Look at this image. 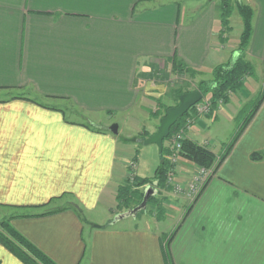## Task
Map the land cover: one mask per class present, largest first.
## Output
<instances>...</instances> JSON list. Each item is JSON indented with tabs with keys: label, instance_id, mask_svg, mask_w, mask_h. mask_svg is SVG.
<instances>
[{
	"label": "crops",
	"instance_id": "obj_1",
	"mask_svg": "<svg viewBox=\"0 0 264 264\" xmlns=\"http://www.w3.org/2000/svg\"><path fill=\"white\" fill-rule=\"evenodd\" d=\"M184 1L0 0V207L57 264H264V156L252 157L264 153V99L188 212L173 221L155 212L113 220L130 161L150 178L142 153L161 155L136 139L156 132L159 101L176 105L173 76L210 79L239 56L238 10L222 36L220 0ZM241 2L254 9L244 56L260 81L264 0ZM251 78L200 117L189 138L220 153L238 115L264 92ZM143 117L148 124L126 134L130 119ZM222 119L231 126L224 138ZM114 123L117 135L104 128ZM195 167L182 159L176 180L185 183ZM101 207L105 220L92 216ZM0 264L24 263L0 243Z\"/></svg>",
	"mask_w": 264,
	"mask_h": 264
},
{
	"label": "trees",
	"instance_id": "obj_2",
	"mask_svg": "<svg viewBox=\"0 0 264 264\" xmlns=\"http://www.w3.org/2000/svg\"><path fill=\"white\" fill-rule=\"evenodd\" d=\"M234 9L238 10L244 23V29L239 40V56L233 62L217 66L213 70L212 77L210 79H203L198 83L197 90H200L203 93V99H209L212 105V112L219 107L220 101L227 103L231 97V93H235L243 88L246 85L247 78L255 76L253 64L247 61L244 56L252 38L254 9L250 5L241 2V0H220V17L222 24L221 34L223 36L225 32L230 30V17ZM190 72L191 74L195 73L194 71ZM184 92L187 91L183 90L178 92L176 105L179 103L180 96ZM263 93L264 92L262 91L258 99L255 100L256 104L251 111L247 115H244L245 118L241 121V124H239L240 122L238 120V125L240 126L237 127L233 139L222 146V149L224 150L223 153L219 155L220 159L217 160L218 162L216 161L217 157H215V153L213 151L190 138L185 139L183 142L181 158L187 160L190 165L193 164L201 167H212V165L216 164V169H218L242 131L255 115L259 105L264 99ZM158 103L159 109L155 111V114L161 120L170 106L164 105L161 101ZM190 112L191 110L180 118L171 128L170 136L164 141V149L160 155L161 162L156 169L154 176L150 178H142L136 175L135 181L132 184L128 183L126 179L125 183L118 189L117 199L120 202H123L128 207L130 206V203H132V200L133 202H138L139 204L143 198L144 189L140 190L138 188H144L146 185H156L158 187L165 188L168 187V175L173 168V163L168 158V155L170 154L168 141L170 140L171 135L184 125L187 117L190 115ZM149 136L150 134L142 132L140 137L136 140L138 142L139 139L144 140ZM263 156L264 153H255L252 155L255 159H260ZM151 201L157 202L156 197H152L150 199V202ZM48 213L49 212H44L41 213V215ZM15 216H10L6 220H2L0 222V243L17 256L24 264H57L52 258L46 255L34 243L12 226L10 220Z\"/></svg>",
	"mask_w": 264,
	"mask_h": 264
},
{
	"label": "rangeland",
	"instance_id": "obj_3",
	"mask_svg": "<svg viewBox=\"0 0 264 264\" xmlns=\"http://www.w3.org/2000/svg\"><path fill=\"white\" fill-rule=\"evenodd\" d=\"M190 1L189 0H185L184 2H182V4L187 5L188 3H191ZM206 1H208V0H206ZM192 4H194V3H192ZM233 25H234V29L235 30H238V26L239 25H238V23H236V20L233 21ZM256 70L259 72L260 76H262L261 75L262 74L261 63H257ZM210 74H212V72H210ZM173 77H174L173 86L175 88H179V91H183V90L184 91H194V90H197L198 83L204 78V77L202 78V77L196 75V73L188 74L187 76L179 75V76H173ZM167 80H168V77L165 79V81H167ZM250 82L253 83V84H257V86L260 85L262 87L263 84H264V78L263 79L261 78L260 81H259L257 76H253L250 79ZM167 84H169V83H167ZM233 94H234V92L231 93L232 96H233ZM175 95H176V99H174L173 103L175 102V104H176L178 92ZM175 95L173 94V96H175ZM203 100L209 101V99H207V98H204ZM255 102L256 101H254L252 104H250V106L246 107L245 110H243V115L242 114L241 115H238L237 120H239V122H240L239 124H241V121L245 118L244 115H247L251 111V109L255 106V104H256ZM144 115L146 116V114H144ZM147 116H150L151 119H153V114H151L150 111L147 114ZM119 119L122 121V117H119ZM147 119H149V117L148 118H146V117L138 118V120H139L138 121V124L132 122V120L130 119V123H129L128 127L126 128V131H125L126 134H128L130 136H132V134L133 135H136L137 134V129H138L139 126H142L143 127L144 124L145 125L148 124V122L150 120H147ZM140 123H141V125H140ZM229 123H230V121H228L226 119H222L221 120V123L218 124V129H216V131H217L218 135L221 138H224L225 136H228V134L230 133V127L231 126L228 127V124ZM159 125H160V122L158 123V126ZM158 126H156V128L154 129L155 131H157ZM238 126H240V125H238ZM213 127L215 128V125ZM142 132H145V131H142ZM139 137L140 136H138V138ZM194 141H196L197 143H199V144L202 145V144H204V142L206 140H203V139L202 140L201 139H197L196 140V139H194ZM151 145H152V147L154 149L157 148L155 145H153V144H151ZM207 145H204V146L205 147H208L211 150L212 147L210 146L209 142H208ZM140 147H142V149H145V146H142L141 144H140ZM223 150L224 149H222V151L220 153L219 152L216 153L213 150H211V151H213L215 153V157H217L216 161L220 159L219 158V155L223 153ZM136 153H137V151H136ZM140 153H142V152L140 151ZM133 154H134V152L132 153V155ZM142 154H143L142 160H144V164L141 165L142 170H143L142 173H145L144 171H146V172H148L147 174L150 177H152L155 174L154 173V170H155L156 166L161 162L159 160V159H161V157H160L159 154L157 155V153H155V154L152 155V153H149V150H144ZM131 162H135V161L133 160V161H130V163ZM133 168H134V166L129 165V167H128V174L126 176V179H127L128 183H130V184L134 183L135 177H136V172H135V169H133ZM206 168L207 169L209 168L210 170H212L214 172H216V170H217L216 169V164L212 165V167H206ZM195 173H196V170L195 169L194 170L192 169V174L193 175H191L189 177V174H188L187 175L188 177L185 178L187 180V181H185V183H183V182L180 181L181 182V185L187 187L189 184H191V182L193 181V177H194ZM125 180H123L121 182V184L119 185V187L122 184L125 183ZM201 185H198L197 188L195 189V192L197 191V193H196L197 195H194L195 193L188 194V192L186 190H184L181 193L180 192H176L172 188H171L172 189V193H168V192H166L168 190L164 191L165 190V187H159L160 188L159 189L160 190V193H162V195L161 196H158V198H156V201L158 203L155 202V201L149 202V205H148V207L146 209V212H145V210H143V211H141L139 213L142 216V213H148V212L149 213H154L155 212L157 215L162 214L163 218L168 215V216L171 217L170 218L171 221H173L176 218H178L177 216L182 215L183 213L185 214V212H187L189 210L190 206L193 204V202L196 200V198L198 197L199 193L201 192V190H202L201 188L204 186L203 185L200 188ZM119 187H118V189H119ZM134 188H136V187H134ZM138 189L143 190L144 188L143 187H140ZM199 189H201V190H199ZM117 193H118V191H117ZM163 194H165L166 196L163 195ZM171 194H174L175 197L174 196H171ZM168 196H171V197L168 198ZM178 197L179 198L181 197L182 200H179ZM136 204H138V202L136 203V202H133V200H132V203H130V206L128 207L123 202H120L117 199V204L114 206V209H113V215H115V217H116L117 215L122 214L125 211H127L128 208H132V207L136 206ZM179 207H181L182 209L179 210ZM107 213L108 212H106L105 208L101 207V208H99V210L93 212V215L92 216L94 218H97L98 220H105V219H102V218H106V215H104V214H107ZM8 214H10V211H8L5 208L0 207V222L2 220H6L8 218ZM115 217H114V219H115ZM126 221H133V218L132 217L127 218ZM166 224H167V222H166ZM0 229H1V227H0Z\"/></svg>",
	"mask_w": 264,
	"mask_h": 264
},
{
	"label": "built area",
	"instance_id": "obj_4",
	"mask_svg": "<svg viewBox=\"0 0 264 264\" xmlns=\"http://www.w3.org/2000/svg\"><path fill=\"white\" fill-rule=\"evenodd\" d=\"M223 104V101L219 102V106ZM190 115L187 117L185 123L183 126H181L179 129H177L172 135L170 140L168 141V145L170 148V154L168 155V158L173 163V168L170 171L167 179V186L175 190L176 192H183L186 190L188 194L195 193L194 195H197V191L195 192V189L198 185H201L200 188L207 184V182L213 177L215 174L214 171L207 169L206 167L196 166L195 170L196 173L193 177V181L191 184H189L187 187L182 186L181 182L177 181L176 176V167L180 164L182 161L181 158V152L183 149V142L185 139L189 138V133L192 131V128L195 124V122L200 117H205L209 115L212 112V105L210 101L201 100L197 104H195L191 109ZM208 141H205L202 145H207ZM208 146V145H207ZM130 165L134 166L133 169L136 170V163L131 162ZM148 186V185H146ZM144 186V188L146 187ZM203 186V187H204ZM203 187L201 189H203ZM199 189V190H201ZM202 191V190H201ZM200 192V191H199ZM200 194V193H199Z\"/></svg>",
	"mask_w": 264,
	"mask_h": 264
},
{
	"label": "water",
	"instance_id": "obj_5",
	"mask_svg": "<svg viewBox=\"0 0 264 264\" xmlns=\"http://www.w3.org/2000/svg\"><path fill=\"white\" fill-rule=\"evenodd\" d=\"M203 99V93L200 90L187 91L180 96V101L177 105L171 106L167 109L166 114L161 119L160 125L155 133L146 139H140L144 145L155 144L158 146L160 154L164 149V141L170 136L171 128L176 122L182 118L195 104ZM113 134L119 133V124L114 123L108 127H104ZM158 193L154 185H148L144 188V194L141 202L129 209L125 213L119 214L115 217L114 221L134 217L139 212L146 210L148 203L152 197Z\"/></svg>",
	"mask_w": 264,
	"mask_h": 264
}]
</instances>
